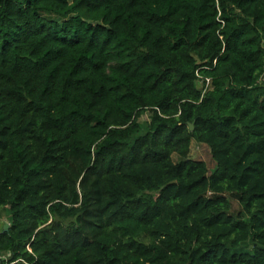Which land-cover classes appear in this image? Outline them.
Listing matches in <instances>:
<instances>
[{
    "label": "trees",
    "instance_id": "1",
    "mask_svg": "<svg viewBox=\"0 0 264 264\" xmlns=\"http://www.w3.org/2000/svg\"><path fill=\"white\" fill-rule=\"evenodd\" d=\"M263 74L264 0H0V264H264Z\"/></svg>",
    "mask_w": 264,
    "mask_h": 264
},
{
    "label": "rangeland",
    "instance_id": "2",
    "mask_svg": "<svg viewBox=\"0 0 264 264\" xmlns=\"http://www.w3.org/2000/svg\"><path fill=\"white\" fill-rule=\"evenodd\" d=\"M260 83H264V81H261ZM149 115L150 114L146 112L140 117L139 121L144 125V127H146V124L149 122L150 119ZM190 157L192 159L204 161L208 165L210 171H213L216 168V164L211 156L210 150L205 144L193 142L191 147ZM233 209L234 210L239 209V205L236 201H233ZM9 221H10L9 216L5 214L3 218L0 220V231H2L7 224H9ZM4 256L5 255H1L0 258L5 259Z\"/></svg>",
    "mask_w": 264,
    "mask_h": 264
},
{
    "label": "water",
    "instance_id": "3",
    "mask_svg": "<svg viewBox=\"0 0 264 264\" xmlns=\"http://www.w3.org/2000/svg\"><path fill=\"white\" fill-rule=\"evenodd\" d=\"M190 128H191V131H193V130H194V124H191V125H190ZM9 227H10V225L7 224V225L5 226V229H8Z\"/></svg>",
    "mask_w": 264,
    "mask_h": 264
},
{
    "label": "built area",
    "instance_id": "4",
    "mask_svg": "<svg viewBox=\"0 0 264 264\" xmlns=\"http://www.w3.org/2000/svg\"><path fill=\"white\" fill-rule=\"evenodd\" d=\"M259 81H260V82H261V81H264V74H263V76L260 78ZM207 83H208V85L210 84V79H208Z\"/></svg>",
    "mask_w": 264,
    "mask_h": 264
}]
</instances>
